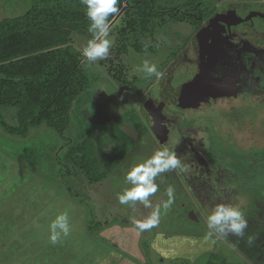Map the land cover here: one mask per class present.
I'll list each match as a JSON object with an SVG mask.
<instances>
[{
	"label": "rangeland",
	"instance_id": "rangeland-1",
	"mask_svg": "<svg viewBox=\"0 0 264 264\" xmlns=\"http://www.w3.org/2000/svg\"><path fill=\"white\" fill-rule=\"evenodd\" d=\"M231 1L254 0H155L157 6L167 9L180 4L182 10L197 6L203 18L221 2ZM31 3L32 0H0V21L24 14ZM129 15L124 3L109 22L112 39L109 56L91 65L82 56L90 34L70 33L69 44L79 52L81 67L91 80L71 110V125L64 136L73 141L90 135L108 121L105 104L108 107L114 101L123 104L127 109L120 112V119L139 117L140 98L147 93L157 96L161 77L148 76L138 71L139 67L148 61L165 73L200 23L176 21L166 14L155 18L157 30L141 39L134 33L121 31ZM137 38L145 50L133 47ZM182 69L181 65L168 72L171 85L176 86L186 77L182 76ZM115 74L118 80L114 79ZM178 76L182 78L176 81ZM221 99L193 109L166 105L164 112L173 118L176 128L164 142L157 143L158 147L137 141L125 155L119 152L106 158L108 153L104 154L105 148L98 142L100 153L105 155L101 166L107 172L96 182H88L77 171L74 176L58 175V166L62 165L54 160V151L65 143V137L38 127L21 138L0 127V264H110L115 259H110L111 249L119 259L126 253L138 252L146 264L184 263L177 257L162 259L151 250L155 234L175 238L187 234L184 241L194 248V242L200 241L203 245L190 249L192 253L184 257L189 264L204 263L210 252L215 254L217 263L221 260L225 264H264V98L258 102L253 101L255 97ZM16 111L0 106V119L13 125L17 121ZM108 111L111 113L112 108ZM144 135L145 140H151L149 131ZM186 138L193 141L194 148ZM162 148L175 152L186 171L175 169L157 177L159 190L149 198L151 208L139 202L135 208L121 205L117 194L131 186L125 180L127 170ZM215 157L225 166H212ZM203 158L204 164L199 161ZM168 187L175 190L174 202L165 210ZM218 204L238 207L243 212L248 226L242 236L219 235L214 231L209 236L207 216ZM157 208L158 226L141 233L133 230L134 220L146 219ZM65 212L70 232L52 244L50 224ZM90 220L97 224L93 231L87 229ZM198 236L208 239H197ZM114 243L116 247L119 244L118 249Z\"/></svg>",
	"mask_w": 264,
	"mask_h": 264
},
{
	"label": "trees",
	"instance_id": "trees-1",
	"mask_svg": "<svg viewBox=\"0 0 264 264\" xmlns=\"http://www.w3.org/2000/svg\"><path fill=\"white\" fill-rule=\"evenodd\" d=\"M124 3L130 15L121 31L141 39L157 30V17L169 14L171 19L195 25L201 16L197 6L182 10L180 4L167 9L157 6L155 0H119L120 10ZM85 12L81 0H32L24 14L0 21V106L17 110L16 123L0 119V127L21 138L38 127L65 137V143L54 151V160L62 165L58 166V175L74 176L77 171L88 182H96L107 171L101 166L94 140L89 135L75 141L64 136L71 125L74 102L91 84L89 74L81 67L79 52L69 44L72 31L89 33ZM115 16H110L109 22ZM139 38L133 47L145 50ZM117 75H113L116 80ZM94 223L90 220L87 229L93 231L97 226ZM111 251L110 259H115L110 264H138L128 256L119 259L117 252ZM215 258L210 252L201 264H225Z\"/></svg>",
	"mask_w": 264,
	"mask_h": 264
},
{
	"label": "flooded vegetation",
	"instance_id": "flooded-vegetation-1",
	"mask_svg": "<svg viewBox=\"0 0 264 264\" xmlns=\"http://www.w3.org/2000/svg\"><path fill=\"white\" fill-rule=\"evenodd\" d=\"M197 20L200 23L195 25L196 30L185 48L176 53L173 63L158 79L157 96L147 93L140 98V105H137L139 117L130 115L120 119V112L127 108L119 101L109 107L105 104L109 116L102 126L112 123L114 131L124 136L122 151L131 149L137 141L157 146L166 140L169 132L176 128L173 118L164 112L166 105L193 109L202 107L205 102L223 100V97L240 100L255 97L253 101L256 102L264 98V0L221 2L205 18L199 16ZM181 65L182 76L186 77L173 86L168 72ZM159 107L161 117L155 121L153 114ZM108 108H112L111 113ZM125 126L135 129L137 138L127 133ZM147 131L152 136L151 140H145ZM186 139L194 148L193 141ZM204 160L199 159L202 164ZM211 164L225 166L217 162L216 157Z\"/></svg>",
	"mask_w": 264,
	"mask_h": 264
},
{
	"label": "clouds",
	"instance_id": "clouds-1",
	"mask_svg": "<svg viewBox=\"0 0 264 264\" xmlns=\"http://www.w3.org/2000/svg\"><path fill=\"white\" fill-rule=\"evenodd\" d=\"M119 0H81V4L86 7L85 15L89 21L88 32L91 38L86 42L82 50V56L88 65L92 62L106 59L110 54L112 39L110 38L109 17L118 14ZM138 71L146 73L148 76L159 78L162 73L155 64L144 61ZM180 169L186 171L182 160L167 148L156 150L151 156L142 162L134 164L125 175V180L131 185L123 192L117 194L118 202L121 205H128L135 208L136 202L145 208H151L150 197L154 196L158 189L157 177L171 170ZM174 188L168 187L166 192L168 200L163 203V208L167 210L174 202ZM160 222V209L157 208L149 217L144 220H134V226L143 232L158 226ZM248 226L243 212L238 207L226 204H218L207 216V227L219 235L231 233L242 236L244 229ZM70 232V225L67 213H61L50 224V242L56 244L61 236H67Z\"/></svg>",
	"mask_w": 264,
	"mask_h": 264
},
{
	"label": "crops",
	"instance_id": "crops-1",
	"mask_svg": "<svg viewBox=\"0 0 264 264\" xmlns=\"http://www.w3.org/2000/svg\"><path fill=\"white\" fill-rule=\"evenodd\" d=\"M113 128L114 127H113L112 123H108L107 125H104V126L100 127L99 129H97L96 131H94V133H92V135L90 136L92 138V140H94V143L96 145L97 153L99 155L100 160L104 161L105 152L108 153V155L105 156L107 158V157H111L112 154H114L113 156H115V154H119V152H124V155H125V153H128V151H130L132 149L129 146L131 149H129V150L125 149L124 151H122L123 149H121L122 148L121 145H122L124 136L121 133L115 132ZM125 138L128 139V137H125ZM109 141H111V142H109ZM117 141H119V142L117 143ZM98 142H101L102 145L104 146V148H105L104 154H102V152L100 153L98 146H97ZM107 144H110V145H107ZM132 145L135 146V144H132ZM110 147L113 148L114 150L111 151ZM117 162H118V160H117ZM190 213H191V211L189 212V215H190ZM133 230L136 231L137 228H133ZM123 232H124V230H123ZM138 232L141 233V231H139V230H138ZM177 237L178 238H175L174 236L172 237L171 235L164 236V234H158V235L155 234V235H153V239L150 242V245H151L150 249L153 250L155 253L161 255L162 259L166 258V257L170 258V259H173L172 257H174V258L177 257V259L184 260V263L178 262L177 264H185V263L189 264V261H187V259H185L184 257L186 256L188 258L187 254L192 253V251L190 249H196L198 245L200 246L203 244L200 241L194 242L196 245V248H194L193 244L189 245L188 241H184L185 237H187V234L179 235ZM206 238L208 239V236H198L197 237V239H204V240ZM209 239H210V237H209ZM113 246L116 247V244L114 243ZM118 246H119V244L117 245V247ZM202 248L204 249V247H202ZM201 249H199V250H201ZM124 256L130 257L134 262H136L138 264H140V263L146 264V261L144 262L141 259L140 254L138 252H136L135 255L134 254L130 255L129 253H126V254H124ZM201 262L202 261H200V263H195V264H201Z\"/></svg>",
	"mask_w": 264,
	"mask_h": 264
},
{
	"label": "water",
	"instance_id": "water-1",
	"mask_svg": "<svg viewBox=\"0 0 264 264\" xmlns=\"http://www.w3.org/2000/svg\"><path fill=\"white\" fill-rule=\"evenodd\" d=\"M153 113H154V111H153ZM155 113H156V114H153V115H154V120L157 121V120L161 117V108H160V107L157 108V109L155 110ZM158 129H159V128H158ZM124 130H125L127 133L131 134L133 137L137 138V132H136L135 129H133V128L129 127V126H125V129H124ZM190 216H191V217L193 216L192 211H191V213H190Z\"/></svg>",
	"mask_w": 264,
	"mask_h": 264
}]
</instances>
